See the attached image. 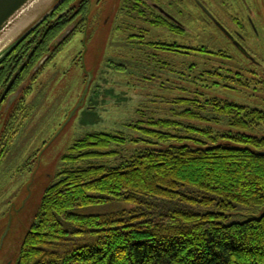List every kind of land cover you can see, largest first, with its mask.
I'll list each match as a JSON object with an SVG mask.
<instances>
[{
    "label": "trees",
    "instance_id": "trees-1",
    "mask_svg": "<svg viewBox=\"0 0 264 264\" xmlns=\"http://www.w3.org/2000/svg\"><path fill=\"white\" fill-rule=\"evenodd\" d=\"M90 2L67 0L0 60V95L17 71L19 80L39 73L38 62L55 56L68 25L87 20ZM124 10L185 34L140 0H127ZM175 49L213 55L205 48ZM22 99L4 113L6 124L0 113V161L28 115ZM173 104L178 110L169 114L182 120L140 121L151 149L121 156L111 148L126 140L101 132L74 142L63 157L74 167L63 169L47 189L17 264H264V215L230 221L232 212L264 207V136L252 133L264 127V112L218 98ZM194 122L230 130L215 132ZM154 141L170 146L155 148ZM107 157L120 159L103 162ZM123 204L132 209H119Z\"/></svg>",
    "mask_w": 264,
    "mask_h": 264
},
{
    "label": "rangeland",
    "instance_id": "rangeland-1",
    "mask_svg": "<svg viewBox=\"0 0 264 264\" xmlns=\"http://www.w3.org/2000/svg\"><path fill=\"white\" fill-rule=\"evenodd\" d=\"M154 1L171 11V0ZM200 1L221 22L226 20L221 5L227 0ZM245 1L253 9L254 23L262 36H248L245 46L264 68V0ZM126 2L91 0L87 20L80 17L76 24H70L73 34L63 40L51 61L42 64L37 77L26 80L22 106L28 115L0 161V264H17L47 189L58 181L63 169L74 167L65 164L63 157L84 135L101 132L122 137L125 143L114 144L111 150L129 157L152 148L138 128L142 119L152 116L182 120L169 114L172 109L178 110L173 102L180 98H218L264 112L261 85L250 72L239 73L233 67L248 66L238 53L236 65L206 53L176 51L175 45L212 52L227 47L224 36L215 33L217 30L201 9L189 0L182 7L176 2L170 4L174 9L171 12L185 25V34L174 36L127 13ZM238 6L228 7L230 13L245 19V12L236 13ZM241 23L228 27L241 32ZM163 44L170 49L157 47ZM210 72H217L219 77ZM193 124L215 132L230 130L224 125ZM252 133L264 136V127ZM154 143L153 147L160 149L170 146ZM2 151L0 148V155ZM119 159L107 157L102 161L115 164ZM118 208L132 209L127 204ZM231 215V222L259 219L264 207L242 209Z\"/></svg>",
    "mask_w": 264,
    "mask_h": 264
},
{
    "label": "flooded vegetation",
    "instance_id": "flooded-vegetation-1",
    "mask_svg": "<svg viewBox=\"0 0 264 264\" xmlns=\"http://www.w3.org/2000/svg\"><path fill=\"white\" fill-rule=\"evenodd\" d=\"M143 3H145V7H147V10L149 11V13L151 14H155L159 17H161L163 19V21L171 26H175V27H180L182 29H184L185 25L180 21V19H178L171 11H174V9L171 7L170 4H172L173 2H176L177 5L179 7H182V5L184 4L185 0H171L169 1L168 7L171 11H168L164 8V5L154 1V0H140ZM180 1L181 3L177 2ZM188 1V0H187ZM241 1V5L238 6V0L235 2H232V0H227L226 2L223 3V5H221L222 7L225 8L224 14L226 15V20L224 22H221L220 19L212 12L209 11L200 0H189V3L194 4V6L196 7L197 10H202L210 19L212 25L214 26V29H216L217 31H215V33L218 35L219 33L222 34L225 38V40L227 41V47L225 48H221L216 52H212L213 55L212 57L217 58L218 60H223V61H230V62H235L236 56L235 53H238V55L247 62L246 69L244 67H242L241 65H233V67H235V69H237V71L239 73H241V71H248L251 73V75L253 76V79L257 80L258 83L261 85L260 90H263L264 92V73L261 74V72H258L259 69L264 70L263 65L261 62H259L257 60V58L255 56H253V52L250 51L248 48H246V43L248 42V36L252 37V35L259 37L260 33L259 30L256 28L255 23H254V15H253V9L250 8V6L248 5V3H246L245 0H240ZM141 3V2H138ZM168 3V2H166ZM232 4V6H231ZM91 5V2H90ZM237 6L239 7V11L236 13H246L247 16L246 18H240V17H233V15L230 13L231 10H229L228 7L231 8H237ZM238 9V8H237ZM179 12L182 13V11L180 10ZM158 13V14H157ZM264 13V12H262ZM233 20V22H232ZM240 27L242 29L241 32H238L237 30L234 29H230L228 26L233 24H238L239 22H241ZM77 22H72L70 24H76ZM70 24L68 25V27L70 26ZM71 25V26H72ZM247 26H249V31L247 33L246 29ZM66 28V31L64 32V34L61 37H64V39L73 34V28ZM164 31H166L167 33L173 34L174 36H176L177 34L172 33L170 31H168L167 29H163ZM185 30V29H184ZM67 35V36H66ZM262 36H260L261 38ZM63 39V40H64ZM228 45L230 47H228ZM233 48V49H232ZM255 54V53H254ZM50 56H45L44 58H42V60H40L38 62V65L40 68L42 66V64L45 61H51L49 59ZM28 61H30V59H28ZM252 66H256L257 69H254L255 67ZM239 67H241V69H239ZM33 72V71H32ZM29 75L28 78H32L34 79L35 77H37V75H35L34 73H32ZM40 72V71H39ZM260 73V74H259ZM18 74L19 71H17V73L11 78V80L6 84V86L4 87L1 95H0V101L3 99L2 103L0 104V113H2L3 116V120L6 124V122L8 121V117L9 114L5 115L4 113H9L13 106L16 104V102H18L20 100V98L22 97V95L24 94L25 90L27 89V84H26V80H19L18 79ZM256 75V77L254 76ZM22 78H24V75L22 76ZM7 92V93H6ZM3 124V122L1 123ZM4 125V124H3ZM2 129V126L0 127V131Z\"/></svg>",
    "mask_w": 264,
    "mask_h": 264
},
{
    "label": "water",
    "instance_id": "water-1",
    "mask_svg": "<svg viewBox=\"0 0 264 264\" xmlns=\"http://www.w3.org/2000/svg\"><path fill=\"white\" fill-rule=\"evenodd\" d=\"M66 1L0 0V60Z\"/></svg>",
    "mask_w": 264,
    "mask_h": 264
}]
</instances>
